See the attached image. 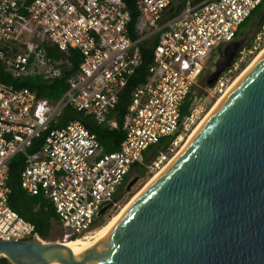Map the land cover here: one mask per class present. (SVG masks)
I'll list each match as a JSON object with an SVG mask.
<instances>
[{
    "label": "built area",
    "instance_id": "2783aa9c",
    "mask_svg": "<svg viewBox=\"0 0 264 264\" xmlns=\"http://www.w3.org/2000/svg\"><path fill=\"white\" fill-rule=\"evenodd\" d=\"M262 4L137 0L138 37L132 40L123 0H0V62L14 77L52 80L69 69L74 54L79 56L57 101L0 83V239L50 244L55 237L57 243L89 237L121 201L127 178L137 169L154 175L185 145L206 112L196 90L208 60L244 31ZM259 29L254 44L264 35V23ZM147 41L154 42L146 80L130 96L123 140L105 153L89 125L116 126L109 115L139 68ZM46 44L64 58L48 57ZM232 73H221L205 97L216 101L229 89ZM16 154L23 159L21 188L50 203L59 236L54 227L49 238L40 236L11 209L7 180Z\"/></svg>",
    "mask_w": 264,
    "mask_h": 264
},
{
    "label": "water",
    "instance_id": "95a60500",
    "mask_svg": "<svg viewBox=\"0 0 264 264\" xmlns=\"http://www.w3.org/2000/svg\"><path fill=\"white\" fill-rule=\"evenodd\" d=\"M0 257L11 264H69L70 257L72 264H264V55L98 246L0 239Z\"/></svg>",
    "mask_w": 264,
    "mask_h": 264
},
{
    "label": "trees",
    "instance_id": "16d2710c",
    "mask_svg": "<svg viewBox=\"0 0 264 264\" xmlns=\"http://www.w3.org/2000/svg\"><path fill=\"white\" fill-rule=\"evenodd\" d=\"M123 2L131 15V22L129 23L130 38L132 40H136L138 37L135 29L138 23V12L135 8L137 0H123ZM254 14L250 20L254 18ZM246 23H248V21L245 22V24ZM153 42L147 41L144 46L141 47V64L132 77H130L128 84L120 95L117 105L114 109H112L109 115V120L115 121L116 126L112 127L110 125H104L96 127L89 125L91 131L97 135L99 143L103 147L105 153L115 151L123 140L124 134L122 131V124L126 115V109L128 107L132 91L139 85L143 84L146 80L147 71L152 61V48H150L149 45ZM45 48L48 57L58 60L64 58V56H62L60 52L54 48V46L46 44ZM78 64L79 56L78 54H74L72 59H70L68 66L69 69L66 70L60 77L52 80H45L41 76H36L32 79L23 80L14 77L10 72L6 71L3 63L0 62V83L13 86L18 89L28 88L29 90L36 92L38 98L57 101L65 93L67 89L66 81L76 72ZM65 113L70 112L67 110ZM22 169V156L16 154L10 162L9 177L7 180V185L10 189L9 205L11 209L20 217L32 223L40 236L49 238L53 227L52 222L57 221L58 219L49 202L42 200L41 197L29 196L21 188L19 177ZM100 224L97 225L98 228H100ZM74 239H77V237H74L72 240ZM0 264L11 263H9V261L4 257H0Z\"/></svg>",
    "mask_w": 264,
    "mask_h": 264
},
{
    "label": "rangeland",
    "instance_id": "374dc122",
    "mask_svg": "<svg viewBox=\"0 0 264 264\" xmlns=\"http://www.w3.org/2000/svg\"><path fill=\"white\" fill-rule=\"evenodd\" d=\"M202 0H191V4H196L197 2H200ZM264 9V4H262L260 6V8L255 12L254 14V19L251 21H248V23L244 24L243 28L244 31L239 35V39H243V41H245V43H247L245 45V49L249 50L250 52L248 54H246L244 56L243 61L241 62V64L239 65V67L237 68V71L234 72L231 76V79L229 80L230 82V86L233 83V80L243 71L245 70L249 64H251V62L253 61L254 57L256 56L257 53H259L263 48H264V35L260 36V42H258V44H254V41L257 37V33H259L260 31V27L258 28V25H255V21H257V17L259 15V13ZM252 22V23H251ZM143 27V26H142ZM248 36V38H247ZM254 47V48H253ZM209 63V62H208ZM211 62L208 64V72L211 71ZM205 82V80H204ZM202 82L201 85H203V87L205 88V90L207 89V85H205L206 83ZM200 86V85H199ZM205 90H201V89H197L196 90V94L198 96H201L202 102H203V106H205V110L206 112L209 110V108H211V106L214 104L215 101H211L208 97H205ZM212 99V98H211ZM205 112V113H206ZM204 113V114H205ZM75 118V117H74ZM150 152H155L154 149H151ZM145 158H147V153H145ZM141 171V170H140ZM137 176H140L138 178V182L131 188V190L128 193H125V195L122 197L121 201L119 202V204L113 208L110 213L108 214V216L102 221V223L100 224V228H97L96 230H94V232L91 234L93 235L97 230L101 229L111 218H113L114 215H116L119 210L130 200V198L137 193L149 180V178L151 177L150 175H146L143 174L142 172H136ZM129 179H126V181L123 183L122 186V190L125 188L126 184L128 183ZM54 229H53V233H56L57 236H59L60 234H62V230L56 226L53 225ZM90 235V236H91ZM72 240V239H71ZM61 241V240H60ZM53 242L57 243L58 239L55 237L53 238Z\"/></svg>",
    "mask_w": 264,
    "mask_h": 264
},
{
    "label": "bare ground",
    "instance_id": "6f19581e",
    "mask_svg": "<svg viewBox=\"0 0 264 264\" xmlns=\"http://www.w3.org/2000/svg\"><path fill=\"white\" fill-rule=\"evenodd\" d=\"M264 55V48L256 54L253 61L249 66L243 70L234 80L231 86L228 90H226L209 108V110L204 114L200 122L196 125L195 129L192 131V133L189 135L187 142L184 143L182 149L179 151V153L170 160L166 165L162 166L160 170H158L154 175H152L147 183L137 192L135 193L130 200L119 210V212L113 216L101 229L97 230L93 235L86 237V238H77L74 240H70L69 242L65 244L75 245L78 247H82L85 250H89L92 248H95L98 246L103 239L107 236L109 231L112 229V227L120 220V218L129 210V208L137 201V199L159 178L161 175H163L170 166L174 163V161L182 154V152L185 150L191 139L196 135V133L199 131L201 126L204 124V122L209 118V116L215 111V109L221 104V102L227 97V95L235 88V86L243 79V77L251 70V68L258 62V60ZM75 258L70 257L69 258V264H72L73 260Z\"/></svg>",
    "mask_w": 264,
    "mask_h": 264
},
{
    "label": "flooded vegetation",
    "instance_id": "af4514ba",
    "mask_svg": "<svg viewBox=\"0 0 264 264\" xmlns=\"http://www.w3.org/2000/svg\"><path fill=\"white\" fill-rule=\"evenodd\" d=\"M257 21H255V25L259 26V23L262 21L264 23V9L259 13L257 17ZM260 20V21H259ZM261 23V25H262ZM260 25V26H261ZM259 28V27H258ZM248 38V36H247ZM245 41L243 39H239V36H237L233 41H231L228 44H224L223 46L219 47L214 51L208 62L212 64L211 71L207 73L208 71V64L206 70L202 73L199 79V89L205 90L203 87L202 82L206 83L207 87L213 85L214 80L223 72H227L231 70V72H236L235 65L238 63V67L243 61L242 57H244L246 54H248L250 51L245 49ZM244 53V55L241 56V54ZM232 73V74H233ZM159 148V147H157ZM142 172L144 174V171H140L137 169L134 173V176L132 178L137 177V181L130 187V189L126 192H122V197L125 195V193H128L131 188L138 182V178L140 176L136 175V172ZM129 179V178H127ZM126 181V180H125ZM110 209V208H109ZM108 209V210H109ZM106 210L103 214L98 215L99 220L103 219V216L107 213Z\"/></svg>",
    "mask_w": 264,
    "mask_h": 264
},
{
    "label": "crops",
    "instance_id": "0c3cea01",
    "mask_svg": "<svg viewBox=\"0 0 264 264\" xmlns=\"http://www.w3.org/2000/svg\"><path fill=\"white\" fill-rule=\"evenodd\" d=\"M72 116L71 117H73L74 118V114H71Z\"/></svg>",
    "mask_w": 264,
    "mask_h": 264
}]
</instances>
